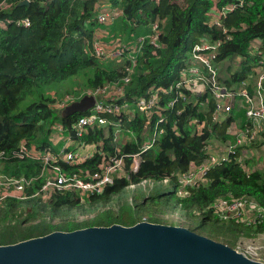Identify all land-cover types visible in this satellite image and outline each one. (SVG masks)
Returning a JSON list of instances; mask_svg holds the SVG:
<instances>
[{
    "label": "trees",
    "instance_id": "obj_1",
    "mask_svg": "<svg viewBox=\"0 0 264 264\" xmlns=\"http://www.w3.org/2000/svg\"><path fill=\"white\" fill-rule=\"evenodd\" d=\"M18 1L0 0V174L23 177L29 182L23 197L6 195L0 200V244L53 229L114 222L128 225L138 220L162 222L156 219L155 205L170 200L179 211L175 224L231 247L240 237L264 231V152L260 156L261 165H252L245 172L235 159L240 149L236 147L226 159L206 169L205 182L186 184L178 194L177 175L187 171L190 161L198 163L205 157L203 146L207 139L224 140L227 136L225 128L230 117L212 121V103L203 111L194 102V96L198 100L209 99L207 93L178 100L166 109L164 132L155 145L140 153L137 169L132 171L129 158L125 157L122 175L82 198L65 188L52 189L45 197L33 195L42 181L39 173L43 163L12 155L21 142L35 148L50 146L55 132L80 141H100L107 154L139 150L142 115L136 114L131 119L122 114L111 115L115 119L121 117V129L127 127L136 136L132 139L123 135L113 141L110 125L107 137L103 128L96 126L86 127L79 135L68 132V123L84 111L62 115L57 106L65 96L78 98L87 90L105 85H122L123 94L117 100L144 94L151 86L167 85L177 76L187 51L202 35L219 40L210 58L216 79L236 83L258 59L249 53L250 41L259 39L260 48L264 49V0H106L109 6L120 10L118 18L110 24L116 37L121 33L136 37L146 33L153 21L158 22L157 46L145 41L131 71L124 68L125 60L98 59L90 52V40L98 25L95 14L101 0H28L17 4ZM227 5L231 7L225 8L219 24L211 23L212 6ZM224 59L237 63L227 77L218 75L219 62ZM125 74L130 78L122 83ZM188 93L184 90L185 95ZM168 98L164 94L161 102ZM192 117L205 120L206 126L192 131L188 125ZM99 150L93 151L91 158L76 163L56 157L44 168L50 171L52 165H57L66 173L84 177L86 172L97 168ZM165 178L171 184L167 194L153 189L133 191L128 197L121 193L126 187L135 188L146 181ZM220 198L251 199L259 211L253 221L220 213L215 205ZM146 203L153 207L151 212L143 209ZM129 204L137 213H126Z\"/></svg>",
    "mask_w": 264,
    "mask_h": 264
},
{
    "label": "built area",
    "instance_id": "obj_2",
    "mask_svg": "<svg viewBox=\"0 0 264 264\" xmlns=\"http://www.w3.org/2000/svg\"><path fill=\"white\" fill-rule=\"evenodd\" d=\"M227 7L230 8L231 5L212 6L210 22L219 24V20L225 14V8ZM107 16V12L101 11L96 20L105 21ZM21 21L26 23L24 19ZM159 33L158 22L153 21L149 24L148 31L138 35L133 45L122 44L118 47H104L97 36L92 35L90 52L98 59L118 56L119 59L125 60L124 68L131 71L142 44L148 41L150 44L157 46ZM251 42L260 43V40L254 38ZM218 44V39L212 40L207 35L200 36L183 57V62L179 66L174 80L167 85L151 86L144 94H131L128 95V98L117 100L116 98L123 94L121 84L105 85L87 90L84 93L92 95L93 102L84 111V114L75 117L68 123V132L72 131L79 135L86 127L96 126L102 127L103 134L107 137V129L110 125L112 127L113 141L123 135H128V138L134 139L136 138L134 132L127 127H125V130L121 129L123 126L120 120L121 117H116L115 119L110 116L122 114V116L131 119L136 114H139L143 116V124L142 129L138 132V136L141 139L139 150L135 152L107 154L101 149L100 141H80L72 139L69 134L63 136L66 139L63 138L60 142H57L61 143L59 146L51 143L50 146L45 148H35L24 142L19 143L12 150L13 156L18 158L30 157L43 163V170L39 173L42 181L39 188L33 192V195L45 197L52 189L65 188L74 190L82 198L111 183L114 177L122 175V164L125 157L129 158L130 169L135 171L141 161L140 153L155 145L161 133L164 132L163 123L167 118L165 110L173 107L178 100L185 101L188 98H192L193 95L202 93H207L209 99L203 97L198 100L194 96V102H197L199 108L203 111L209 109V102L212 103L210 111L212 121L219 122L228 116L230 117L225 128V133L227 134L225 139L227 140L231 137L232 143L227 141V144L224 142L220 147L216 146L214 139H207L206 144L203 146L205 157L198 163L190 161L187 171L177 175V191L181 192L186 184H193L198 181L205 182L207 179L205 176L206 169L213 163L226 159L228 153L233 152L236 147L240 148L238 155L235 157L238 164L245 172L252 169V166L248 164V160H245L249 155L248 153L253 150L249 145L255 143L259 145L261 143L259 147L264 151V57L262 55L257 56L258 59L255 60L254 65H251L246 75L239 78L236 83L230 82L226 84L216 79L215 68L210 59L215 53ZM255 65L257 66L254 67ZM129 78V75L125 74L121 78L122 83L127 82ZM184 90H187L190 95L189 93L185 95ZM164 94H168L169 98L161 102ZM80 97L71 98L70 96H65L57 108L61 109L70 101ZM106 99L111 100L107 101ZM233 110L234 112L239 110L242 118H236L232 114ZM175 111L178 113L180 109L178 108ZM188 125L192 131H200L206 126L205 120H200L197 117L190 118ZM57 129H60V127ZM53 134L62 136L58 132ZM96 150H99L101 154L97 168L91 172H86L87 175L84 177L66 173L57 165H52L50 171L44 168L46 163L54 161L56 157L66 162L76 163L91 158L93 151ZM218 150L221 151L219 152ZM192 168L193 172L191 171ZM163 180H166V178ZM28 182L23 177L12 178L0 174V200L6 195L23 197V191ZM215 205L220 213H230L246 221H253L259 211V206L255 201L245 198H220ZM260 233H264V231ZM236 247L234 246L235 249H237Z\"/></svg>",
    "mask_w": 264,
    "mask_h": 264
},
{
    "label": "water",
    "instance_id": "obj_3",
    "mask_svg": "<svg viewBox=\"0 0 264 264\" xmlns=\"http://www.w3.org/2000/svg\"><path fill=\"white\" fill-rule=\"evenodd\" d=\"M28 0H19L17 4ZM84 94L60 109L62 115L85 111ZM0 264H264L234 247L185 226L138 220L132 224L87 225L53 229L0 244Z\"/></svg>",
    "mask_w": 264,
    "mask_h": 264
},
{
    "label": "rangeland",
    "instance_id": "obj_4",
    "mask_svg": "<svg viewBox=\"0 0 264 264\" xmlns=\"http://www.w3.org/2000/svg\"><path fill=\"white\" fill-rule=\"evenodd\" d=\"M101 11L108 13L107 19L105 21H98L97 28L95 29V32L93 35L97 36V38L102 43V45H104V47H118L119 45H122V44L123 45H133L138 36L125 37L121 33L122 36L120 35L116 37V35H114V31L110 27V24L115 19H117L118 16L120 15V10L115 7L109 6L106 0H101L100 7H98L97 9L95 17H97L101 13ZM210 17H212L211 14H210ZM260 46H261V43H255V42L249 43L248 45L249 53L255 54L256 56L262 55V57H264V51H261L264 49H261ZM105 59H114V61L122 60V59H119L118 56L106 57ZM222 61L223 63L221 65ZM222 61H220L218 65V71L220 72V73L218 72V75H223L227 77L229 72L235 69L237 63H235V61H227V59H224ZM256 66L257 65H255L254 67ZM232 114L235 115L236 118L237 117L242 118L239 110H236L235 112L233 110ZM227 133H229V131H227ZM63 138L66 139V137H62L59 134H53V137L51 138V143L59 146L61 143H57V142H60V140H62ZM227 141L232 143L231 137H229L227 140L225 139V141L214 138V142L216 146H220L224 142L227 144ZM260 145L261 143L259 145L257 143L252 144L251 147L253 148V150L250 151L248 153L249 155L247 156V158H245V160L248 159V164L251 166L253 165L254 167L255 166L258 167L261 165L260 156L264 151L259 147ZM57 149L59 148L57 147ZM218 151L220 152L221 150H218ZM191 171L193 172V168L191 169ZM170 188H171V184L167 180L152 181L151 183L149 181H146L144 185L138 184L136 185L135 188L126 187L121 191V193L123 194V196L128 197L133 191L137 192L141 190L144 191L146 189H153V190L158 191V193L167 194V192L170 191ZM180 193L181 192H178V194ZM158 199L156 200L158 201ZM156 200L155 202H157ZM155 207L156 208L154 210V214H158V216L156 217L158 221H162L165 223H172V224L176 223L179 211L171 200L168 201L166 204H162V203L157 204L155 205ZM143 209H145V211L151 212L153 210V207L149 205V203H146L143 206ZM126 213L135 214L137 213V211L134 209L132 205L129 204L127 205ZM195 220L196 219H194V222ZM236 245H235V247L237 248L236 250L241 251L243 254L249 256L250 258L264 261V233L256 234L252 237H240Z\"/></svg>",
    "mask_w": 264,
    "mask_h": 264
}]
</instances>
